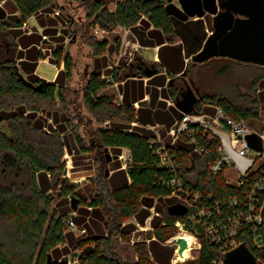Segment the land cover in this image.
I'll return each mask as SVG.
<instances>
[{
	"label": "trees",
	"instance_id": "16d2710c",
	"mask_svg": "<svg viewBox=\"0 0 264 264\" xmlns=\"http://www.w3.org/2000/svg\"><path fill=\"white\" fill-rule=\"evenodd\" d=\"M13 1L19 10V16L13 21H17V26H22L30 16L56 0ZM80 1L90 15H95L96 22L104 23L103 26L107 27L108 23L130 28L141 44L161 45V62L157 67L160 71L166 68L167 73L152 78L151 86H148L151 91L150 103L145 106L142 102L138 109L133 104H117L111 97L99 95L105 84L104 80L100 79V72H94L89 79L84 99L90 111L98 117L109 118V125L97 131V154L102 155L103 151L106 155V149H109L108 152L118 157L123 148H128L131 159L127 171L130 181L126 177L114 182L117 176L109 174H102L103 180L99 175L95 186L97 194L90 201H86L73 184L67 181L61 183V180L65 179L62 178L65 164L61 162L64 139L57 147L59 152H55V149H45L40 136L47 132L43 130L42 123L33 120V115H24L22 110L25 106L26 109L37 111L40 109L39 103L56 101V97L64 100L57 80L56 83L43 82L35 74L39 58H44L37 49V44L43 37L37 34L20 36V31L13 32L19 36L18 43L26 50L18 52L20 66L15 64L14 56L0 54V99L5 103L4 106H16L15 112L0 116V124L9 120L7 128L10 131L3 132L0 128V264H46L48 253L53 255V264H68V260L63 261V255L64 251L68 254L69 247L82 249L79 262L71 264H171L176 246L165 242L177 232V228L173 226L176 216L166 212L161 221L157 215L152 218L153 234L147 238L150 241L146 242L145 239L146 241L135 243L138 259L132 263L123 261L113 252L107 242L105 229L108 226H118L119 230V224L131 217H136L138 223L145 224L151 214L150 208L158 207L154 200L171 194L172 188L164 180L170 179L173 174L154 152L156 144L152 140L156 138V134L148 125L166 121L169 128L175 118L182 116V112L173 105L168 106L166 101H158L160 90L154 88V85L161 86V94L165 98L169 95L176 102L185 89L187 79L194 80L190 76V68L194 66V62L191 60V63L186 65L185 59L199 51L207 37V14L217 12V0H178L179 4L175 0H117L114 10L108 7L110 0ZM195 16L198 18H194ZM2 22L3 19H0V31ZM54 31L53 28H47L44 34L49 35L55 33ZM178 38H181L182 42L175 44ZM32 43L34 46L28 48ZM105 47L106 42L95 53L103 54ZM2 51L1 47L0 52ZM62 54V50L55 52L59 57L57 62ZM63 59L66 75L69 76L72 66L70 54L64 55ZM143 61L136 57V61L128 67L132 70L129 73L133 72L132 67L135 65L133 73L144 77L146 65ZM180 73L181 75H178ZM113 76L120 79L115 71ZM167 78L170 79L165 85ZM177 79L181 80L180 85L173 88ZM38 82L44 83L41 90ZM201 96L202 99L195 105L194 112L212 111L204 107V104H207L222 107L234 119L249 120L259 117L260 100L257 96L252 100V106L236 103L217 94L201 92ZM143 97L144 91L141 98ZM19 109L22 111L19 112ZM132 122H137L138 125L132 127ZM57 129L65 130L63 126ZM37 134L39 136L36 137ZM78 141L83 152L95 150L84 146L80 137ZM185 142L180 143L175 175L181 177L186 186L206 197L212 195L216 200L243 193L245 186L227 184L222 173L213 175L209 172L208 166L214 161L215 153H195L191 156L192 145ZM198 164H202L204 168L197 172L195 178L190 174ZM60 184L61 192L56 200L49 192L56 191L57 185ZM76 198L79 199L78 209L75 215H70L73 210L69 206V200ZM263 198L264 193L261 195V202ZM68 217L78 225L84 226L87 234L77 238L74 232L69 230ZM162 221L167 224L163 225ZM125 227L129 229L128 232L136 228L131 223ZM124 231L126 232L121 230L120 233L123 234ZM259 231L264 235V225L259 227ZM92 235L103 237L93 239ZM153 237L155 239H152ZM244 237L251 245V238L247 235ZM214 254L215 248L212 245L203 244L197 259L176 264H211Z\"/></svg>",
	"mask_w": 264,
	"mask_h": 264
},
{
	"label": "rangeland",
	"instance_id": "374dc122",
	"mask_svg": "<svg viewBox=\"0 0 264 264\" xmlns=\"http://www.w3.org/2000/svg\"><path fill=\"white\" fill-rule=\"evenodd\" d=\"M116 2L117 0H110L108 2L110 10L115 9ZM175 2L179 4L178 0H175ZM59 3L63 6L61 14L59 13L60 15L56 14V16H51L52 18L57 17V20H59L57 21L58 24L56 27L57 33L55 35L44 36L43 41L45 43H41L40 47H37V49L41 51L42 55L46 56L49 62L56 65L54 66V70L57 74L62 70L61 76L57 79L59 82L57 86L61 88L64 100L56 97V101L46 102L47 104L39 103L40 109L37 111L26 109L25 106L22 107V110H24V115H33V120H39L42 123V127H44L43 130L47 133L40 136V140L45 149H55V152H59L57 147L59 146V142L64 139V154L62 155L61 162L65 164L64 171L66 172L62 177L65 179H62L61 183L67 181L73 184L76 187V191L81 194L86 201H90L92 197L97 194L95 186L99 175H101L104 180L102 174L106 176H108V174L110 175L113 168L122 166L124 160H121L120 157L116 158L113 153L108 152L109 149H106V155L102 150V155L97 154L98 151L95 149L97 148V131L99 128L107 126L109 118L98 117L90 111L84 99L86 86L94 72H100V79L104 80L105 84L99 91V95H107L119 104L121 84L118 82L119 80L115 79L109 72L114 69L118 75L121 71L126 69L125 72H128L127 74H132L129 73L131 69L127 67L133 64L136 61V57L141 56L140 54L144 55L142 52L144 47L138 41L136 34L130 31V28L108 23V26L105 27L102 25L104 23L96 22L95 15H90L87 8L84 7V4H82L80 0H59ZM214 14H207L206 27L208 33L212 30V18ZM37 17L39 16L37 15ZM13 18L14 16L4 18L2 22L3 25H1L0 42L4 43L2 47L4 52H7L9 47H11L12 50L15 49V52L17 51L16 47H18V45L15 41L16 38H13L14 31H32L37 29L31 25V22L23 28H17L21 26H17L16 24L18 23L17 21L14 22L15 19ZM39 34H41V32ZM58 40L61 41L58 42ZM104 42H106L107 45V47L103 48L104 53L99 55L96 54V50L101 48ZM104 49L106 50L104 51ZM59 50H62L63 54L60 57V61L57 62L59 57L55 55V52ZM15 52L9 53V56H14L13 59L15 64L20 66L19 59ZM67 53L70 54L72 62L71 74L69 76L66 75L65 65L63 63V57ZM100 56L107 57L106 64H108V68L104 71V74L102 73L103 70H100L94 63ZM145 61L147 62L148 60ZM186 61L187 64L189 62L191 63V58H187ZM103 62H105V60H103ZM147 63L150 64L151 62ZM132 68L135 69V65H133ZM23 74L25 76L27 75L26 72ZM190 76L194 78L196 85L200 87L203 94L225 96L236 103L241 102L247 106H252V100L257 96L260 100L258 108L259 117L257 119L254 117L250 118L248 121L256 128H262L264 126V68L254 65L253 63L238 62L231 59H214L203 65H192L190 68ZM37 77L39 76L37 75ZM46 79L56 82L55 76H47ZM47 80L44 81L47 82ZM187 81H189V79H187ZM180 82V79L174 81L173 88H177ZM4 105L5 103H2L0 99V116L7 114V112H15L16 106L7 107ZM206 105L207 104H204V107H206ZM197 107H199V105H197ZM22 110L19 109V112ZM8 124L9 120H5L0 124V128L3 132L10 133L7 128ZM61 126H63L65 130L57 129ZM37 136H39V134H37L36 137ZM79 137L84 146L88 148L92 147L95 150L83 152L80 149ZM125 156H129V152L125 154ZM203 168L202 164H198V167L190 175L197 178V172ZM74 176H83V179L77 180L74 179ZM116 176L118 178H120V176L125 178V172L119 171ZM233 179L235 180V177H233ZM60 192L61 184L57 185L56 191H50L49 194L51 197L58 200ZM77 197H79V195H77ZM85 200L84 202H86ZM175 202L176 198L174 197L156 198L154 204L158 207L152 209L151 214H155L157 210L160 209L161 215L158 218L161 221L166 212H168V207ZM72 205V201L69 200V206L73 210ZM76 211L73 210L70 215H75ZM137 222L138 221L134 217H131L119 224L121 225L119 230L117 229L118 226L112 228L108 226L107 229H105V235H107V242L110 248L118 258L130 263L138 259L135 243L146 241L145 239L153 234L149 220L146 221L143 226L139 223L137 224ZM130 223L134 224L136 228L128 232L127 230L129 229H126L125 226ZM121 230H126V232L124 231L122 234L120 233ZM72 232H74L77 238L87 234H82L75 230H72ZM68 250V254L64 251L63 255L68 259V264L74 262L78 263L82 249L75 250L74 247H69ZM190 255H195V257H197L195 251H190Z\"/></svg>",
	"mask_w": 264,
	"mask_h": 264
},
{
	"label": "built area",
	"instance_id": "2783aa9c",
	"mask_svg": "<svg viewBox=\"0 0 264 264\" xmlns=\"http://www.w3.org/2000/svg\"><path fill=\"white\" fill-rule=\"evenodd\" d=\"M119 100L123 104L122 94ZM213 107L209 112L182 113L173 126L165 130L159 125L157 128L156 125H148L156 134V138L152 140L156 144L154 152L173 174L170 179L164 180L172 188L168 197L176 198L175 203L185 205L188 210L183 216L176 217L173 226L177 228V232L165 242L176 246L171 264L197 259L203 244L215 248L211 264H227L226 253L244 242L245 235L251 238L250 246L256 257V264H264V235L259 231V227L264 225V198L261 202V195L264 193V126L256 128L246 119L231 118L220 106ZM131 125L137 126L138 123L132 122ZM251 134L259 136L261 148L251 144L248 139ZM181 141L192 145L191 156L195 153H215L214 161L208 166L209 172L213 175L222 173L227 184L245 186L243 193L216 200L212 195L206 197L186 186L184 180L175 175ZM125 154L127 151L123 150L118 157L124 160L121 167L128 171L131 158ZM155 208L156 206H152L150 210ZM155 215L160 216V211L157 210L146 219L152 230L151 222ZM68 222L69 230L82 234L87 232L84 226L78 225L70 217ZM162 224L166 225L167 222L162 221ZM186 235L194 241L189 247L188 256L183 259L178 252L177 238L183 236L189 245ZM149 241L147 239L146 242ZM190 251H195L197 257L191 256Z\"/></svg>",
	"mask_w": 264,
	"mask_h": 264
},
{
	"label": "water",
	"instance_id": "95a60500",
	"mask_svg": "<svg viewBox=\"0 0 264 264\" xmlns=\"http://www.w3.org/2000/svg\"><path fill=\"white\" fill-rule=\"evenodd\" d=\"M217 5V12L212 18V30L199 51L190 57L194 64H206L214 59H231L264 66V0H217ZM6 14L4 7L0 6V19H4ZM144 65L148 76L160 72L157 63H144ZM43 84L42 82L39 85V90ZM201 99L200 87L193 79H189L186 81L184 91L180 97H177L175 106L182 113H190ZM248 139L253 146L262 147L258 135L251 134ZM72 203V208L76 211L79 199H73ZM187 211V207L181 203H174L168 207V213L176 217L183 216ZM101 237L103 235L91 236L93 239ZM177 243L178 252L184 258L187 241L183 236H179ZM67 260L64 257L63 261L67 262ZM53 261L52 253H48L46 264H53ZM226 262L256 264V257L249 243L244 241L237 248L226 253Z\"/></svg>",
	"mask_w": 264,
	"mask_h": 264
},
{
	"label": "crops",
	"instance_id": "0c3cea01",
	"mask_svg": "<svg viewBox=\"0 0 264 264\" xmlns=\"http://www.w3.org/2000/svg\"><path fill=\"white\" fill-rule=\"evenodd\" d=\"M0 6L4 7V9L6 10L7 14H6L5 18H10L11 16H14L13 19L16 20L17 16H19L18 7H17V5L15 4V2L13 0H0ZM62 10H63V6H62V4L59 3V0H56L54 3L46 6L43 9H41L39 12L35 13L30 18H28V20L26 22H24L21 27H17V28H23L29 22H31V25H33L37 29H34V30L31 29L32 31H21V30H18V31L21 32L20 36L21 35L29 36V35H32V34H37L39 36L42 35V37H44V36H46V34H44V30L47 29V28L55 29V31H54L55 33L49 34V35H55L57 33L56 32V27H57V24H58L57 21H59V20H57V17L56 18H54V17L52 18L51 16H56V14L60 15ZM37 15L39 17H37ZM194 18H198V16H195ZM130 31L132 33H134L132 29ZM40 32H41V34H39ZM18 37L19 36H16L15 33H14V37L13 38H16L15 41H16V44L18 45V47H16L17 51L15 52L16 56L18 55V52H20L21 50H26V48H23L22 44L18 43ZM43 39L44 38H42L40 40V42L37 44V47H40L41 43H45L43 41ZM60 41L61 40H58V42H60ZM181 42H182L181 38H178L176 40L175 44H179ZM141 45L144 47L142 49V52L144 53V55L140 54L141 56L139 58H140V60H144L143 63H147V62H151L152 63L153 62V63L159 64L161 62L160 56H159L161 45H159L157 43L155 45H152V46L151 45H143V44H141ZM32 46H34V43L30 44L28 46V48H30ZM43 56H44V58H42V59L39 58V60H38V64H37L36 69H35V74H37L39 76V78L41 77V78H43L45 80H47L46 79L47 76L48 77L55 76L56 80H57L58 76H61L62 70H60L58 72V74H57V72H55V70H54V68H55L54 66H56V65L52 64L51 62H49V60L46 59L45 55H43ZM18 59H19V61L21 60L20 58H18ZM186 59H185V62H186V65H187ZM103 60H105V62H103ZM106 60H107L106 56H100L94 62L95 66H98V68L100 70H103L102 71L103 74L105 73L104 71H106L107 68H108L107 67L108 64H106ZM145 60H148V61L146 62ZM63 63H64V61H63ZM125 70L121 71L118 74L120 76V79H119L118 82H120V84H121V86H120L121 91L120 92H121V94L123 96V102H125L127 104H133L136 109H138L141 106L142 102L145 103L144 104L145 106H148V104L150 103V100H151V91H150V89L148 87V86H151L150 85V81L152 80V78L154 76H157V75L159 76V75H161L163 73H167V69L164 68V71H160V72H158V73H156V74H154L152 76H148V75L145 74L144 77L135 75V73H133L134 70H133L131 75H128L125 72ZM114 71L115 70H111V72H109V73L111 75H113ZM130 71H132V70H130ZM53 73H55V74H53ZM178 75H181V73L178 74ZM169 79L170 78H167L165 85H167V83L169 82ZM47 82L56 83V82L51 81L50 79H48ZM154 86H155L154 88H157L158 90H160L159 96H158V101H166L168 106L169 105L175 106V101H174V99L171 96L168 95V97L165 98L161 94V90H162L161 86H156V85H154ZM143 91H144V97L141 98ZM170 102H172V103L170 104ZM206 108H207V110H213L214 107L211 106V105H206ZM176 120H177V118H175V121ZM175 121L173 122V124L175 123ZM173 124L171 126H173ZM108 125L109 124L107 123V126ZM155 125H159L163 130H165V128H168V124L166 123V121L165 122H157V123H155ZM123 150L128 151L129 155H130V150L128 148H123L122 151ZM115 157L117 158V155H115ZM119 171H124L125 172V178L127 177L129 179V174H128L127 170L123 169L122 167L113 168V171L111 172V174L109 176H111V175L116 176V174ZM123 178H124L123 176H120V178H118V177L114 178V182H117V181L119 182V180L121 181V180H123ZM81 179H83V176H82ZM129 181H130V179H129ZM134 218L136 219V217H134Z\"/></svg>",
	"mask_w": 264,
	"mask_h": 264
},
{
	"label": "bare ground",
	"instance_id": "6f19581e",
	"mask_svg": "<svg viewBox=\"0 0 264 264\" xmlns=\"http://www.w3.org/2000/svg\"><path fill=\"white\" fill-rule=\"evenodd\" d=\"M75 177V176H74ZM82 178V176H76L74 179H81ZM186 238L188 239V244L189 245H187L188 247L185 249V251H184V253H183V256H184V254H185V256H184V258L186 257V256H188V251H189V247H190V245H192L193 244V238L192 237H190L189 235H186ZM180 258H183V257H181L180 256ZM183 258V259H184Z\"/></svg>",
	"mask_w": 264,
	"mask_h": 264
},
{
	"label": "flooded vegetation",
	"instance_id": "af4514ba",
	"mask_svg": "<svg viewBox=\"0 0 264 264\" xmlns=\"http://www.w3.org/2000/svg\"><path fill=\"white\" fill-rule=\"evenodd\" d=\"M3 45H4V44H3V42H2V43H0V48H1V47H3ZM11 51H13V52H11ZM14 52H15V49H14V50H12V48H11V47H9V48H8V50H7V52H3V51H2V52H0V54H1V55H4V54H6V55H8V56H9V53H14ZM199 65H202V64H194V66H199ZM41 79L43 80V78H41ZM43 82H45V81L43 80ZM41 83H42V82H41ZM37 85H38V87H39V85H40V82H38V83H37Z\"/></svg>",
	"mask_w": 264,
	"mask_h": 264
}]
</instances>
